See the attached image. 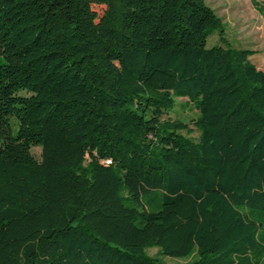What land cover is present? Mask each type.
Masks as SVG:
<instances>
[{"label": "trees", "instance_id": "16d2710c", "mask_svg": "<svg viewBox=\"0 0 264 264\" xmlns=\"http://www.w3.org/2000/svg\"><path fill=\"white\" fill-rule=\"evenodd\" d=\"M223 34L206 0H0V264H264V71Z\"/></svg>", "mask_w": 264, "mask_h": 264}, {"label": "rangeland", "instance_id": "374dc122", "mask_svg": "<svg viewBox=\"0 0 264 264\" xmlns=\"http://www.w3.org/2000/svg\"><path fill=\"white\" fill-rule=\"evenodd\" d=\"M206 4L215 11L224 25L225 43L234 49L253 51L255 54L250 58L251 62L257 69L264 71V16L259 13L255 0H206ZM93 8L100 15L104 11L101 7ZM219 44H221L220 37L217 33L208 39L209 48ZM198 116V110L186 98L176 99V106L170 114L172 119L180 120L188 126V130L192 133L189 136L195 140L199 138V133L193 123ZM184 134L186 135V132ZM32 154L40 160L41 149L34 148ZM159 251L158 248H151L147 253L166 264L187 261L165 258Z\"/></svg>", "mask_w": 264, "mask_h": 264}, {"label": "crops", "instance_id": "0c3cea01", "mask_svg": "<svg viewBox=\"0 0 264 264\" xmlns=\"http://www.w3.org/2000/svg\"><path fill=\"white\" fill-rule=\"evenodd\" d=\"M193 260H187V261H176L178 264H191Z\"/></svg>", "mask_w": 264, "mask_h": 264}, {"label": "built area", "instance_id": "2783aa9c", "mask_svg": "<svg viewBox=\"0 0 264 264\" xmlns=\"http://www.w3.org/2000/svg\"><path fill=\"white\" fill-rule=\"evenodd\" d=\"M105 163L108 165V164H110V161H106Z\"/></svg>", "mask_w": 264, "mask_h": 264}]
</instances>
